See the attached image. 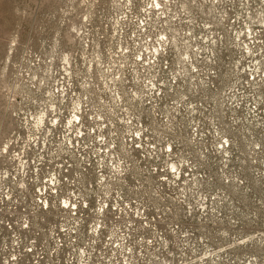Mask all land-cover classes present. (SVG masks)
Here are the masks:
<instances>
[{"label":"rangeland","instance_id":"1","mask_svg":"<svg viewBox=\"0 0 264 264\" xmlns=\"http://www.w3.org/2000/svg\"><path fill=\"white\" fill-rule=\"evenodd\" d=\"M73 110L84 124L68 125ZM125 116L131 127L113 139V123ZM123 135L131 146L120 145ZM63 137L79 145L62 152ZM97 137L107 153L91 144ZM5 138L0 262L16 255L24 264H264V146L255 147L264 145V0H0ZM87 149L100 157L86 159ZM154 154L164 157L143 158ZM81 159L96 168L82 170ZM118 159L121 174L108 168ZM99 170L103 184L122 189L120 203L134 204L119 216L107 210L112 219L96 234L101 220L78 216H99L104 199L119 198L98 187ZM80 194L90 209L74 217L59 208L64 197L81 202ZM125 211L197 222L158 223L175 257L142 244L147 232L136 235L142 223ZM185 244L193 249L182 253Z\"/></svg>","mask_w":264,"mask_h":264},{"label":"built area","instance_id":"2","mask_svg":"<svg viewBox=\"0 0 264 264\" xmlns=\"http://www.w3.org/2000/svg\"><path fill=\"white\" fill-rule=\"evenodd\" d=\"M80 115V114H79ZM139 116L140 117H143V118H145L146 117V115L145 114H139ZM95 117H97V120H100V118H101V116H95ZM111 117H113V119H116L115 118V116H113V114H111ZM125 117H127V119L125 118L124 120L125 121H123V120H120V119H118L120 122L119 123H113V125L115 126V128H114V130H112V131H110V133H111V135H112V138L113 139H117V137H118V135H119V133H120V130H122V129H124L123 127H122V125L123 124H126L127 125V129H129L130 127H131V124L132 123H130V121L132 120L131 118H129L128 119V116H125ZM88 119L89 120H93V117H91V116H89L88 117ZM202 119V118H201ZM79 123H81V124H84V122H83V119L81 118L80 119V122ZM113 127V126H112ZM103 129V128H102ZM100 129L99 128H95V129H90L89 131H88V133L87 134H83V136H80L79 138H81V139H83V137H85L86 135L88 136L89 134H94L95 135V131H99ZM79 133H81V132H79ZM133 137H134V139H135V137L136 138H138V140H139V137H137V135L136 134H134V135H132ZM106 139L104 138V139H102V138H95V139H93L92 141H91V144L93 145V146H96V145H98L99 144V149L97 150V151H99V153H101V152H103V153H107V151H106V149L105 150H103V151H101V143L102 142H104ZM70 142H71V139H70V137H67V139H66V137H63V139L62 140H59V146L62 148V152H64V150H66L67 151V145L69 144L70 145V147H72V148H75V146H78L79 145V143H74L73 144V146H71V144H70ZM103 144V143H102ZM81 145H83V146H85V143L83 142V143H81ZM120 145L121 146H123V147H128V146H131L130 145V140L127 142V137L126 136H122L121 138H120ZM145 147H149L148 145H144V146H139L138 148L140 149V150H143ZM167 148H168V145L166 146V152H168L167 151ZM86 149V147H84L83 149H82V151H84ZM149 149H151V148H145V150H149ZM217 149H221V148H217ZM70 153L73 155L74 153H75V151H70ZM87 153H88V157L86 158V159H88V160H90V157L92 156V155H94V159H96V157L98 158V157H100V154H97L96 153V155L94 154L95 152H92L91 150H89V149H87ZM169 153V152H168ZM55 156H53V158H57L58 156H59V154H54ZM74 157H75V155H73ZM164 157V154H161L160 156H158L157 154H154V155H152V157L150 158V157H143L144 159H146V160H148V161H155L156 159H161V158H163ZM52 158V159H53ZM120 161V159H118V161L117 162H115V161H113L110 165H109V170L111 171V172H114V170L116 169V172H118L119 174H121V173H124V171H125V169H126V167H125V163L124 162H122V163H120L119 162ZM124 161V160H123ZM60 162V161H59ZM79 163H80V166H81V168H82V170H84V168L85 167H89L90 168V170H93L94 168H96V165L94 164L92 167H90L88 164H87V161H82V159L80 160V161H78ZM89 162V161H88ZM52 163H53V165L54 166H56L57 168H58V165L56 164V163H54L53 161H52ZM90 165H92V163H90ZM59 166L60 167H62V165L61 164H59ZM169 170H170V172H171V169L169 168ZM102 171H103V169H102ZM157 172V171H156ZM156 172L154 171V170H152V173L153 174H156ZM96 174H98L99 176H103V178H100V182H99V184H101V185H99L98 184V187H101V188H104V190H107L106 191V193H105V195H110V194H108V192L110 191V190H113L114 192H115V190L114 189H112V188H109V187H107L106 185H108V184H103L104 182H106L107 181V178L104 176V173L103 174H101L100 175V170L98 171V172H95ZM84 174V178L83 179H77L78 180V182L80 181V182H84L86 179H87V176H86V172L85 173H83ZM176 174V173H175ZM164 181H167V179L166 180H164ZM55 183V182H54ZM122 191V189H120V193H116V195L119 197L118 198V202H114V204L113 205H111L110 203H109V201L107 200V199H104L103 201H102V203H101V205H103V204H107V205H110V207H108V208H106V209H104V211L103 212H99V216H93V215H87V216H85V217H80V216H78L79 218H82L83 220H87V219H92V218H97L98 220L100 219L101 221H98L97 222V224L98 225H96V231H95V233L96 234H98V232L99 231H101V230H104L105 229V223H104V221L105 220H111L112 219V217H111V215L109 214V213H107V210H112V211H114L115 212V214L117 215V216H119V215H121V213L124 211V209H131L132 208V205L134 204V202H130V201H128V202H124V203H120L121 201H122V198H123V193L121 192ZM53 192H55V191H53ZM81 196H82V194H80ZM98 197V196H97ZM82 198H83V196H82ZM82 201L81 202H79V201H75V200H73L72 198H65L64 197V199H61V201H67V202H70V203H77V208L76 209H69V211L70 212H73L72 213V216H77V212H81V210H80V208H82V209H84V210H88V209H90L91 207H90V205H91V203H88V200L87 199H85V198H83V199H81ZM43 208H46V209H50L51 208V206L53 205V204H51L50 203V201H48V200H45V201H43ZM45 205H47L46 207H45ZM85 205H87V207H85ZM58 206H59V208L60 209H65L63 206H62V204H58ZM123 215L125 216V217H127L128 218V220L129 221H131V222H134V221H139V222H141L142 224L139 226V227H134V230H136L137 232H135V234L137 235V233H142L143 234V232H147V233H145V236H148L149 237V239H147L145 236H143L145 239H142V238H139V240H140V242L142 243V244H146L147 246H154V250H162L163 248H166V252L168 253V254H171V255H173V256H175V257H178V255H181L180 254V252H179V250L177 249V246H176V250L177 251H175L174 253H172L171 251H170V249L171 248H174V244L173 243H171L170 241H167L165 238V233L163 234V232H162V230L159 228V226L160 225H162V224H160V225H158V223H166L167 221L168 222H197V221H195V220H193V219H189V220H186L185 219V215H180L179 216V218L178 219H174V220H171V219H167V218H164L165 216H163V215H159V216H157V215H148L147 216V214L144 212V211H141V212H139V211H135V213H133V211H128V212H124L123 213ZM132 217L134 218L133 220H132ZM165 219V220H164ZM156 225V226H155ZM207 225V224H206ZM97 226H99V227H97ZM154 226V227H153ZM209 226V225H208ZM207 226V227H208ZM170 231H174V229H171ZM162 234L164 235V245L163 244H161V242H160V240H161V237H162ZM151 239V240H150ZM193 245H189V244H185L184 246H182L183 248H182V253H184V251L185 250H187V249H189V250H192L193 249V247H192ZM133 254V252H132V250L130 251V253H129V256H131ZM157 254V253H156ZM158 255V257H157V261H159L160 262V260H159V254H157Z\"/></svg>","mask_w":264,"mask_h":264},{"label":"snow or ice","instance_id":"3","mask_svg":"<svg viewBox=\"0 0 264 264\" xmlns=\"http://www.w3.org/2000/svg\"><path fill=\"white\" fill-rule=\"evenodd\" d=\"M155 7L158 9L160 7V5L157 3L155 4ZM85 19H87V17H85ZM74 31V30H73ZM159 41L163 42L166 40V37L161 35L158 37ZM17 45V39L16 37H11L8 41V47L6 49V55H11V50L13 48H15ZM135 59L137 61H140L142 59L141 56H136ZM185 59H187V57H185ZM8 65H9V68L11 67V62L8 61ZM195 71V69H194ZM7 75V73H6ZM153 87H155V85H153ZM134 95V94H133ZM17 99H19V97H17ZM12 117L15 118L17 116V113H11ZM80 122V116L79 114H77L75 112V110H73V112L70 114V118L67 120V123L69 126H71L73 123H76V124H79ZM40 122H38L39 124ZM52 124H56L57 121L56 120H52L51 121ZM137 137H139V133H136ZM80 136H83V133L81 132L80 133ZM223 145H227L229 143V141L227 139H225L223 142ZM163 146V145H162ZM262 146L264 145H261V144H257L255 147L257 149L261 148ZM136 147H139V145H137ZM0 150H2L3 154L5 155V157L7 156V154L11 151V148L9 146V144L7 143V138H5V140H0ZM175 150V145L169 143L168 144V148H167V151L169 152V154H171L173 151ZM168 167L171 169V171L173 173L176 172V168L175 166L169 164ZM6 174V173H5ZM60 204H62V206L65 208V209H76L77 208V203H70V202H67V201H59ZM47 205H45L46 207ZM85 207H87V205H85ZM110 207V205H107V204H103L101 205V207L99 209H97V211L99 212H103L104 209ZM24 228H28V225L27 224H24L23 225ZM99 227V226H97ZM240 244H244L246 243L245 240L241 239L240 241H238ZM32 252V249L31 248H28L27 249V253H31ZM0 264H24L23 260L21 258H18L16 255H10L9 256V260L8 261H3V262H0Z\"/></svg>","mask_w":264,"mask_h":264}]
</instances>
